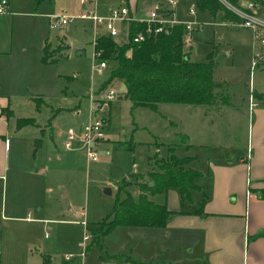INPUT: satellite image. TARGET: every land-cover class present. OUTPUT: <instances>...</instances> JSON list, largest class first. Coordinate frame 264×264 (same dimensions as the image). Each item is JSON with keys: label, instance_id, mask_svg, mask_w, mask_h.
<instances>
[{"label": "rangeland", "instance_id": "obj_1", "mask_svg": "<svg viewBox=\"0 0 264 264\" xmlns=\"http://www.w3.org/2000/svg\"><path fill=\"white\" fill-rule=\"evenodd\" d=\"M12 1L17 6H11L9 13L0 14V49L13 55V64L20 66V75L13 74L17 81H10L0 88V105L10 103L15 112L9 119L10 168L5 170L4 187L3 179H0L2 264H42L46 254L60 264L81 259L84 264H104L100 256L105 255L107 245H113L118 231L107 232L101 245L92 241V231L96 232L105 218L112 217L117 198L130 193L137 199V186L150 180L154 182L152 171L160 168L161 159L171 153L182 157L193 151L198 152L202 162L206 159L204 156L232 159L251 153L246 123L251 32L223 22L220 10L212 15L196 6L190 14L187 0H178L175 6L180 21L193 22L192 40L186 45V50L190 49V59L207 61L209 57L213 58V78L219 84L218 95L228 102L229 97L224 91L227 89L230 103L235 101L240 105L241 112L226 107L223 112L214 113L210 108L205 113V105H201L196 106L195 114H192V109L190 111L189 107L179 103L133 105L117 86L118 91L108 110L102 113L104 138L97 146L98 160L88 161L82 149H68L63 144L65 135L59 132L52 135L50 130L44 132L40 126L50 125L54 119L59 129H79L89 113L90 92L100 96L99 86L115 65V61L107 58L104 69L92 68L93 63L98 62L93 54L96 28L92 19L80 15L91 7L89 0L83 3V0H43V6H37L42 0ZM97 1L111 7L120 0ZM157 2L168 4L166 0H130L133 4L130 7L136 15L146 16ZM37 8L39 10L35 12ZM63 11L73 16L68 27L52 28L45 13ZM64 34L71 43L69 48L67 42H60ZM125 37L120 34L116 38ZM47 38L53 45L60 43L48 48V53L54 56L48 59L51 62L44 63L40 42ZM258 70L256 68L252 76L255 86L261 75ZM222 98H216L213 103L217 105ZM5 111L9 115L13 113L7 107L1 108L0 117ZM16 116L29 117L31 121L14 132ZM192 117L194 120L190 124ZM213 117L215 125L211 124ZM189 134L192 140L205 137L208 148L188 150L183 143L188 142ZM245 161L249 163V159ZM198 183L201 186L190 189L189 196L184 197L186 206L190 202L193 207L199 206L205 194L210 198V179L203 175ZM209 184L207 188L205 185ZM106 187L110 188V193L105 191ZM150 197L164 199V193L153 192ZM3 214L10 216L2 218ZM26 216L45 219H27ZM85 233L90 236L83 245ZM167 247L171 246L159 242L154 260L164 259L168 251L163 256L159 251L164 252ZM174 251L179 253L176 256L167 254V261L200 257L196 246L193 251L185 248ZM68 254L73 257L66 259Z\"/></svg>", "mask_w": 264, "mask_h": 264}, {"label": "crops", "instance_id": "obj_2", "mask_svg": "<svg viewBox=\"0 0 264 264\" xmlns=\"http://www.w3.org/2000/svg\"><path fill=\"white\" fill-rule=\"evenodd\" d=\"M84 1L85 0H83L82 3ZM187 1L190 5V0ZM9 2L10 3L7 13H9L11 6H17L16 4H13V1L11 2V0H9ZM241 2L245 3L246 0H242ZM94 3L96 4L97 11L100 13H106L110 8L108 7L109 5L105 4L104 2L99 3L97 0L88 1L89 6H92ZM126 3L129 6H133V4L130 3V0H126ZM43 5L44 4L42 0L37 6ZM105 6H107V8H105ZM156 6L162 7L165 6V4L162 2H157L151 8ZM38 10L39 9L37 8V11L35 12H38ZM220 12L224 20L223 22L226 24L243 27L235 24L233 19L225 18L223 16V12L221 10ZM174 13L176 16L175 10ZM52 14L53 13L50 12L45 13V15L49 17V20ZM248 30L250 31V29ZM63 40L68 43L69 48L71 43L65 34L60 37V42ZM56 45H53L49 38L43 39L40 42V48L43 49L44 55L45 53L49 52V47L51 49ZM3 52L4 51L0 49V88L4 87L6 84H9L10 81L12 83L17 81L15 78H13V74L16 75L18 73L20 75V66L13 64V55H8V52H4L6 54H3ZM43 62L49 63L51 61ZM257 68L261 74L256 86L253 80V93L257 103L251 107L249 100L247 107L249 112L248 119L246 121L248 124V147H251V153L249 156H234L232 159L227 157L216 158L204 156L206 159H204L203 163L200 160L197 151H193L192 154L188 153L187 155H184L190 158V161L187 164L188 167L194 168L200 172L198 181L203 175L210 179V198L207 194H205L207 199L204 201L202 212L198 213L194 211L196 207H193V202H190L189 205L186 206L184 204V199L177 188L169 187L165 191H162V193H164V199L160 200L151 198L150 192H148L147 195L150 199L158 203H166L167 207L173 211L167 223L164 226H114L108 233L111 234L118 231V234L115 238V241L113 242V245L110 244L106 246L104 251L105 258L100 257L102 263L264 264V236L259 235V232L264 230V195L262 193V189H264V60ZM224 91L227 93L229 100L228 102H220L217 105L216 103L194 104L170 101L157 102L156 105L164 103H179L184 107H189L190 111L192 109V114H195V107L201 105H205L203 106V112L205 113L209 112L210 108L214 109V113L221 111L223 112L226 107L236 108L241 112L240 105H238L235 101L230 103V92L227 89ZM241 100H243V98H241ZM214 104L215 106H212ZM6 107L11 109L13 113L9 115L7 113L8 111L6 110L7 112L5 111L3 117H0V179H3V187L5 186V170L10 168V150L8 149L9 137L7 136L10 128L9 119L12 116H15V112L10 107V103L6 104L4 102L0 105V109ZM88 116L89 113L84 118V121H82L79 125L80 127L85 122V119L88 118ZM16 117L18 120L19 117ZM194 118L192 117L189 120L190 124L193 122ZM17 120L13 130L14 132L17 131L16 129H20L26 125H29L25 124L21 127L18 125ZM214 120L215 117L211 119V124L215 123ZM36 123L41 124L37 120ZM45 127H47V129H45ZM40 128L44 129V132L46 130H50L52 135L59 132L66 136L67 130L70 127L65 131L59 129L58 124L55 123L53 119L50 125L40 126ZM175 144L176 146H182L180 145L181 143ZM183 144L186 145L185 147H187L188 150L196 149L198 147L204 149L208 148L207 139L205 137L203 139L192 140L191 134L188 135V142H184ZM171 146L174 148V145ZM248 159L249 163L245 161ZM144 178L146 179L147 177ZM151 181L152 180L149 181L150 185L153 184V181L152 183ZM210 184L205 186L208 188ZM198 185L199 187L201 186L199 183ZM137 187L139 194V185ZM8 216L10 215L3 214L2 218ZM11 216L16 217L14 215ZM26 218L38 220L45 219V217L32 216H26ZM159 242L166 243L171 246L167 247L164 252L159 251L160 256H163L164 253H167L166 251H168L167 254L176 256L179 252L174 250L178 248H185L189 251H193L194 246H196L198 250L197 254H199L200 257H198L196 260L184 261L177 259L174 260L175 262H173V260L170 259H168L170 261H167V257H165L167 254H165L164 259H159V261L154 260L153 257L156 249L155 247H157ZM46 258L49 264L50 262H53V264H60L52 260L50 254H46L42 264H46ZM0 264H2L1 254ZM62 264H84V261L83 259L77 262L76 260H66Z\"/></svg>", "mask_w": 264, "mask_h": 264}, {"label": "trees", "instance_id": "obj_3", "mask_svg": "<svg viewBox=\"0 0 264 264\" xmlns=\"http://www.w3.org/2000/svg\"><path fill=\"white\" fill-rule=\"evenodd\" d=\"M197 8L215 15L218 10L225 18L238 20L239 17L221 0H190ZM231 4L240 5L242 0H227ZM260 1V0H255ZM146 28L142 21H131L129 39L118 43L111 35L103 33L96 38L94 50L99 51V60H113L115 65L100 84L104 90L110 86L124 85V95L133 103L155 105L157 102L170 101L179 103L211 104L216 98H222L216 90L219 85L213 78L214 60L190 59V49L186 50L183 37L184 25L174 24L167 31L151 33L140 41H134V34ZM53 54L45 53L44 60L49 61ZM226 102L224 98L221 100ZM31 118H18L19 126L25 125ZM172 148V146H171ZM158 170L152 171L153 184H139L140 193L134 199L130 193L117 198L110 219L97 231H92V241L101 244L102 237L116 225L164 226L173 211L166 203H158L150 199L148 192L165 191L169 187L177 188L183 197H188L190 189L199 187L200 172L188 167V156L177 157L173 153L163 158ZM164 164V165H163ZM264 195V189H262ZM205 194V193H204ZM206 195L194 211L202 212ZM91 229V228H90ZM264 236V230L259 232ZM105 258V256H100ZM46 264H49L47 262Z\"/></svg>", "mask_w": 264, "mask_h": 264}, {"label": "built area", "instance_id": "obj_4", "mask_svg": "<svg viewBox=\"0 0 264 264\" xmlns=\"http://www.w3.org/2000/svg\"><path fill=\"white\" fill-rule=\"evenodd\" d=\"M168 4L162 7L151 8L146 16L139 17L136 15L125 1L120 0L117 4L111 6L106 13H100L96 9L94 3L87 10L81 12L82 17L90 18L96 28L93 39V54L97 63H93V70H101L106 67V60H99L97 56L99 51L94 50L96 38L102 33L111 35L117 42L123 43L129 39V25L131 21H142L146 23L144 31H137L132 39L140 41L151 33L159 31H167L174 24L182 23L185 27L183 37L186 42L192 40V30H194L192 21H180L174 13L178 0H166ZM228 8H230L238 17L234 23L250 29L252 35V60H251V76L249 77V100L250 106L256 105L253 88V72L264 60V0H246L245 3L234 5L227 0H221ZM9 0H0V14L6 13L9 8ZM196 4L190 1L188 8L189 13H194ZM73 16L67 12H59L52 14L50 18V26L52 28L65 29L68 27ZM102 28V29H101ZM120 34L125 35V38L118 40L116 37ZM118 88L110 86L101 90V94L95 95L92 91L89 94L90 108L89 116L79 129L70 127L67 130L64 145L68 149H82L88 161H97V146L99 141L104 138L103 132V117L113 98L115 97ZM90 234H84L82 244L88 239ZM72 254L66 255V259H71Z\"/></svg>", "mask_w": 264, "mask_h": 264}, {"label": "water", "instance_id": "obj_5", "mask_svg": "<svg viewBox=\"0 0 264 264\" xmlns=\"http://www.w3.org/2000/svg\"><path fill=\"white\" fill-rule=\"evenodd\" d=\"M124 89V85L122 84L120 87H119V90L121 91V90H123ZM152 183V182H151ZM105 191L107 192V193H110V188H108V187H106L105 188ZM106 264H115V263H113V262H107Z\"/></svg>", "mask_w": 264, "mask_h": 264}]
</instances>
